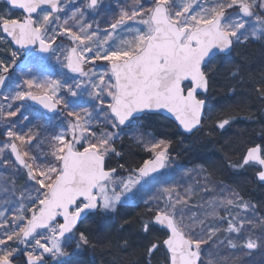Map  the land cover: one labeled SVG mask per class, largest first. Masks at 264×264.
Listing matches in <instances>:
<instances>
[{"label": "snow or ice", "instance_id": "6c2138e0", "mask_svg": "<svg viewBox=\"0 0 264 264\" xmlns=\"http://www.w3.org/2000/svg\"><path fill=\"white\" fill-rule=\"evenodd\" d=\"M0 4V264H264V0Z\"/></svg>", "mask_w": 264, "mask_h": 264}, {"label": "trees", "instance_id": "16d2710c", "mask_svg": "<svg viewBox=\"0 0 264 264\" xmlns=\"http://www.w3.org/2000/svg\"><path fill=\"white\" fill-rule=\"evenodd\" d=\"M222 99H223L222 96L218 95L216 97V99H214L211 103L214 106H218V104L220 102H222ZM29 111L31 112V111H33V109H30ZM42 123L47 124L46 120H43ZM245 125H246V122L241 123V127H244ZM50 130H52V129L50 128ZM178 151H179V149H178ZM141 155L142 154H140V153L133 152L129 156V163L133 164V165L139 163ZM197 155H198V153H196V152L182 153L180 156V162L187 164L190 160L195 159ZM242 179L243 178H241V180ZM246 188H247L248 194L251 197H253L254 199L259 200L261 198H264V190H261L260 188L254 187L252 185H246ZM139 211H140V208L137 207L135 204H127L124 206V209H123L121 215L131 217V216H135ZM119 223H120L119 220L107 219L105 221L100 222V227L105 232L111 231L112 233H115L116 230L118 229ZM78 259L83 261L84 264H101L102 257L99 254H97L95 256H93L91 254H84L83 256L79 257Z\"/></svg>", "mask_w": 264, "mask_h": 264}, {"label": "rangeland", "instance_id": "374dc122", "mask_svg": "<svg viewBox=\"0 0 264 264\" xmlns=\"http://www.w3.org/2000/svg\"><path fill=\"white\" fill-rule=\"evenodd\" d=\"M55 64V63H54ZM56 67H53V68H51L50 66H49V68L47 69L49 72H51L52 73V75L53 76H55L56 74H58V72H59V68H58V66H57V68L55 69ZM55 69V70H54ZM53 122H54V128H55V124L57 123V121H55V120H52ZM43 122V120H41V123ZM49 130H50V128H49Z\"/></svg>", "mask_w": 264, "mask_h": 264}, {"label": "flooded vegetation", "instance_id": "af4514ba", "mask_svg": "<svg viewBox=\"0 0 264 264\" xmlns=\"http://www.w3.org/2000/svg\"><path fill=\"white\" fill-rule=\"evenodd\" d=\"M0 7H3V5L0 4ZM23 59H24V58L22 57L21 60H23ZM54 63H55V62H52V63H51V65H50L51 68H53V67H56V68H57V65H55ZM56 68H55V69H56ZM55 69H54V70H55ZM10 86H12V85H10Z\"/></svg>", "mask_w": 264, "mask_h": 264}, {"label": "water", "instance_id": "95a60500", "mask_svg": "<svg viewBox=\"0 0 264 264\" xmlns=\"http://www.w3.org/2000/svg\"><path fill=\"white\" fill-rule=\"evenodd\" d=\"M32 105V107H35V108H38V109H40V110H42V111H44L43 109H41L38 105H35V104H31ZM48 115H51V114H48Z\"/></svg>", "mask_w": 264, "mask_h": 264}]
</instances>
